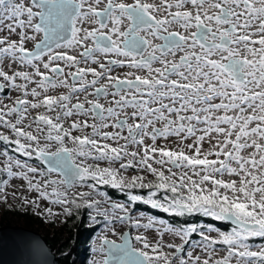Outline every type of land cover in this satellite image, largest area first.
I'll list each match as a JSON object with an SVG mask.
<instances>
[{
    "label": "snow or ice",
    "instance_id": "obj_1",
    "mask_svg": "<svg viewBox=\"0 0 264 264\" xmlns=\"http://www.w3.org/2000/svg\"><path fill=\"white\" fill-rule=\"evenodd\" d=\"M173 8L176 10L170 11ZM154 12L167 14L157 18ZM122 18L128 21L123 31L119 27ZM5 20L11 21L6 25L10 33L20 29L16 33L19 40L0 39V58L31 65L33 72L17 71L10 75L0 69V78L6 82L0 83V88L11 83L23 93V98L17 97L13 106L0 108V125L11 129L15 136L11 143L17 145V152L24 156L35 153L38 158L46 159L49 175L58 171L62 178L33 183L28 173L35 174L38 169L21 165L19 160L13 162L11 158L5 161L3 171L9 176L23 177L28 181L29 190L37 191L39 198L54 196L52 202L65 205V214H71L67 205H75L78 209L84 206L94 208L97 215L106 219L110 214L120 221L128 219L136 227L141 226L140 221L132 220L123 204L109 202L108 209H101L99 205L103 201L92 199L91 191L77 192L70 198L67 189L77 184L84 186L89 177L113 188L166 189L172 196H165L164 202L153 199L155 193L151 191L147 199L138 195L129 198L143 200L153 208L177 216L202 213L237 225L231 232H220L218 240L203 237L211 244L226 245L227 255L212 262L209 252V258L202 264H229L233 256L236 264H264V245L258 251H250L246 243L249 237H264V0H161L159 6L142 0L132 3L107 0L103 8L93 6L88 0H30L28 3L25 0H0V25ZM108 21H111L110 28ZM85 23L96 26H78ZM171 24L179 25L188 34L169 31L166 26ZM193 28L194 31L188 32ZM141 32L163 43L153 44ZM37 34H40L39 39ZM29 40L36 41L32 50L25 46ZM78 46L83 48L79 56L55 50ZM157 52H160L159 56ZM94 53H117L128 59L110 60L106 66ZM177 53H180L177 59L165 58L166 54L176 57ZM81 57L85 62L98 63L101 70L79 67ZM57 61H63L68 68L75 67V71L63 76L64 68ZM154 61L161 67L154 68ZM41 64L46 71H41ZM112 64H127L133 69L146 70L147 75L128 72L120 79L110 75ZM49 72L54 75L50 77ZM88 73L93 76L91 81L86 78ZM106 74L107 84L94 87L98 78H104ZM34 76L40 79L36 81ZM17 77L25 83L16 84ZM68 77H71V83ZM28 83L36 84L30 92ZM108 85L115 91L111 93L113 99L107 108L98 99L87 100L90 107L85 108L79 101L70 103L69 94H47L49 88L60 86L68 89L70 94L93 86L94 95L106 97ZM29 95L34 99L28 100ZM165 99L169 102L165 103ZM41 107L45 112L37 113L28 125H23L29 109ZM129 108L131 112H128ZM48 112H55V117L46 114ZM81 114L90 115L94 122L74 120L70 127L63 126L62 116ZM8 116H14L15 122L7 119ZM109 118L114 119L106 122ZM33 124L35 134L25 130ZM196 124L204 127L198 129ZM89 127L91 133L85 134L84 130ZM109 127L120 130H103ZM124 129L127 135H123ZM73 130L81 134L73 135ZM197 132L201 134L197 135ZM171 136L177 137L184 147L173 150L157 146L158 137L167 139ZM191 137H195L193 143L185 144ZM146 138L151 140L150 144L145 143ZM206 138L211 144L208 151L202 148ZM9 139L8 135L0 134V140ZM66 140L71 141L72 147L67 146ZM109 140L116 141L118 146L104 142ZM120 140L125 143L119 145ZM130 144L136 145L137 151L129 152ZM53 145H56L55 150H52ZM2 155L8 156L7 152ZM125 156L132 159L126 164L120 163V169L134 164L146 166L159 182L145 184L142 176L131 179L119 176V170L111 165ZM137 156L139 160H136ZM89 157L96 161L107 160L109 166L86 165ZM149 160L162 167L170 165L168 175L153 167ZM13 164L27 171L15 173ZM173 168L179 171H173ZM225 174L231 179H224ZM49 186L51 193L46 190ZM61 186L65 191L60 190ZM117 210L123 215L116 217ZM45 211L48 216L56 215L50 208ZM153 223L149 218L143 227L151 228ZM159 223L164 224L163 221ZM196 231L195 225L183 229L165 228V232L185 243L189 233ZM100 239L99 250L105 258L93 264H201L200 257L193 258L191 252L188 259L178 255L182 252V244L163 245L162 240L150 244L146 238L137 236L142 247H134L127 234L121 237L119 244L105 236ZM164 247L174 251L165 252Z\"/></svg>",
    "mask_w": 264,
    "mask_h": 264
},
{
    "label": "rangeland",
    "instance_id": "obj_2",
    "mask_svg": "<svg viewBox=\"0 0 264 264\" xmlns=\"http://www.w3.org/2000/svg\"><path fill=\"white\" fill-rule=\"evenodd\" d=\"M128 1H130V0H128ZM18 2H19V0H18ZM25 2L28 3V2H30V0H25ZM88 2L90 3V0H88ZM175 10L176 9H174V8L170 9V11H175ZM162 14L166 15L165 12H162ZM10 22L11 21L8 22L7 20H5L3 22V25H0V39L8 38L10 40H16L17 41V36H16L17 34L16 33H10L8 28L5 27ZM90 26H96V25L90 24ZM90 26H88V28H90ZM124 27H125V25H123V27L121 29H123ZM175 28H178V30H180L181 32H183V31L185 32V30L184 29L182 30L181 27H175ZM185 34H188V33H185ZM37 38H38V34H37ZM31 42H32V44L36 43V41H31ZM153 44H155V43H153ZM26 47L28 48V46H26ZM74 53L79 56V51H75V52L72 51L70 54L73 55ZM104 55L105 54H102V56H104ZM179 55H180V53H177V56L173 57L171 54H166L165 58L169 59V60H173V59H177ZM98 60L101 63H104L106 66L109 65V61L104 60L103 57L99 58ZM60 65H63L62 62L60 63ZM160 66L161 65L159 64V62H157V61L153 62L154 68L160 67ZM40 67H41L42 72L46 71L45 69H43L42 66H40ZM79 67H93V68H96L98 71L101 70L99 68L98 63H94L92 60H87V62H85V59L82 57L80 58ZM63 68H64L63 76H66L67 72H69V71H75V67L68 68L65 65H63ZM0 69L4 70L5 72H7L10 75L17 72V71H26L29 73L33 72L31 65H28V64L22 63V62L13 63L8 58H0ZM110 69H111L110 75H113V76L119 75V74H126L128 72H133L134 74L136 72L138 75H142V76L147 75L146 70L133 69V68H130L127 64H124V65L112 64V65H110ZM86 78H87V80L91 81L93 79V76L91 73H88L86 75ZM39 79H40V77L34 76V80L38 81ZM68 80L70 83L72 82L71 77H68ZM0 82L6 83L5 81H3V78H0ZM15 83L16 84H22V83H25V81H23L22 79L17 77ZM100 84H107V74L105 75L104 78H98L97 84L94 87H97V86L99 87ZM7 86H8V92L6 94H1V92H0V108L11 107V106H13V102L15 101V99L17 97L23 98V93L20 92L19 90L15 89V88H13L11 83H7ZM33 87H36L35 83H28L27 84V89L29 92L31 91V89ZM86 87H87V89H85L84 91L78 90L77 93L70 94V93H68V89L60 86V87H56V88H49L47 94L48 95H57V96L60 94H69L71 96L70 103H76L79 101L81 103H84V105H88L86 101L87 100H93V97H94L93 96V94H94L93 88L94 87L93 86H86ZM27 99L33 100L34 98L29 95V96H27ZM111 101H112V99L110 100L108 97L101 98L99 100V102H104V103H110ZM166 101L169 102L167 99H165L164 102H166ZM129 109H130V111H132L131 108H129ZM58 110L59 109H57V111ZM43 112H45V109L43 107H41L40 109H29V112L27 113L28 119H25L23 121V125H28L37 113H43ZM46 114H48L52 117H55L56 113L55 112H48ZM6 118L12 120V122H15L14 116H8ZM109 119H111V118H109ZM74 120H80V121L88 120L89 124L94 122L90 115L85 116V115L81 114L79 116L73 115L72 117H68V118H65L63 116L61 117V122H62L64 127H70L71 123ZM41 127H44V126L41 125ZM196 127L199 129V128H203L204 125L203 124H199V125L196 124ZM25 130L26 131H33L35 134V125L33 124L31 128L25 127ZM105 130L114 131V130H116V128L109 127ZM84 133L90 134L91 128L90 127L86 128L84 130ZM0 134L8 135L10 137L9 141L0 140V173H2V176H3L2 178L4 179L3 183L0 185V226H3V225L23 226V227H26L29 229H33L41 235H43L45 233H48L50 235H52L54 233L56 234V231L57 232L60 231L63 222L70 215V214H65L63 212V208L65 207V205L53 203L52 200L55 197L51 196V195L48 198H39V194L37 191H35V190L30 191L29 190L28 181H25L23 179V177L9 176V174L6 171H3L2 169L4 168L5 161L8 158H11V160L13 162L16 160H19L21 165L26 164L29 167H36L38 169V172L35 174L28 173L29 179H31L33 183H36L37 181H39L42 184L44 179L50 178V179L59 180L62 177L59 174L54 173V172H52L49 175L48 171L46 169H44L39 164V162L36 160V159H40V158H38L35 155V153H33V155H31V156H24L22 152H17L16 151L17 145L11 143V140L15 139V136L11 132V129L6 128L3 125H0ZM72 134L73 135H80L81 133L76 131V130H73ZM194 139H195V137L189 138L188 140L185 141V144L193 143ZM65 142H66L68 147H72L71 141L66 140ZM104 142L109 143L112 146H118L116 141L109 140V141H104ZM41 143H44L43 139H41ZM124 143L125 142L123 140L119 141V145H123ZM145 143L150 144L151 143L150 139L146 138ZM156 143H157V146L167 147V148H170L173 150H179L181 147H184V145L181 144L179 142V140L177 139V137H175V136H171L167 139L158 137ZM55 147H56V145H53L52 150H55ZM202 148L204 151H208L211 148V144L208 143L207 138L205 139L204 142H202ZM8 149L14 150L15 152L18 153V155H15L14 153L9 152ZM127 150L129 152L137 151V146L130 144V145H128ZM185 151H188L189 154H191V151L186 149V148H185ZM4 152H7V154H8L7 157L2 155V153H4ZM140 154L142 155V149H141ZM157 158H159L158 155H157ZM210 158H213V157H210ZM128 159H132V157L125 156L122 158L121 161L111 165L113 168L119 170V176H123L126 179H131L132 176H142L143 177V183L147 184L149 182H152L154 184V181L157 179V177L154 174H152L151 172L147 171L146 166L141 167L139 164H134V166H132V167L120 169L119 164L120 163L126 164ZM136 160H139V156L136 157ZM76 162L79 163L80 160L77 159ZM97 163H99L101 167L109 166V162L107 160L96 161L93 157H89L85 161L86 165L90 164V165L95 166V164H97ZM149 163H151L153 165V167H155L161 171H164L165 175H168L167 168L171 167L170 165H165L162 167L161 165L156 164L154 160H149ZM12 171L15 173H19L21 171L26 172L27 169L17 167V166H15V164H13ZM173 171L178 172L179 170L173 168ZM41 173H43V175H41ZM189 174H191V173H189ZM223 178L224 179H231V177H229L227 174H225ZM88 179H91V178L90 177L87 178L86 181ZM86 181L84 182V186L77 184V185L73 186L72 188L67 189L69 197L71 198L73 196V194L77 193V192L91 191L93 193V196L91 197L92 199L103 201V203H101L99 205V207L101 209H108L110 207L109 202L123 204L128 209V215L132 218V220L138 219L140 221L141 226H139V227L133 226L128 219H125L124 221H120L119 219L113 218L111 216V214H110L109 218L106 219L102 215H97V212L94 208H87V211H86L87 225L96 226V228H95L94 233L91 234L89 242L87 244H85L86 254L84 256V260H83L84 262L80 263V260L83 257V256L81 257V255H80L77 258V261H78L77 264H93L94 261L102 262L105 254L99 250L100 244H101L100 238L102 236H105L109 240L120 241L121 233L126 229H130V232L132 235V244L134 247H142V244L136 240L137 236H141V237L146 238L147 242H149L150 244L155 243V242L160 241V240L163 241V245H167L169 243L182 244L183 245L182 252L178 253V255L183 256L185 259H188L189 258L188 253L191 252L193 258L196 256L200 257L201 264H202L204 259L209 258V256H208L209 252L212 253V255H211V261L212 262H214L217 259H222L225 255H227V246L226 245H224L223 243H219V242H217L215 244L210 243V240H212V239L218 240L219 233L222 232L221 230H218L214 225H209L208 230H206V231H201L199 229H197V231H196L197 234H200L203 237L208 236L210 238L209 241H204V239L194 241L191 238V234L195 233V232H193V233H189V235L186 238L187 242L185 243L179 237H175L172 233L165 232V228L183 229V228L188 227L189 225H182L180 227L172 226V225L168 224V222L164 221L163 219H160V218H157L154 216H150L148 213L142 212L140 210L133 211L131 209L130 203L124 202V201H119V200H110L108 197H105L101 191L96 190L94 184L86 183ZM157 181H158V179H157ZM88 185H91L93 187L89 188ZM108 185H110V184H108ZM123 188H126L127 190L133 189V188H127V187H122L121 189H123ZM135 188H139V187H135ZM46 190L49 193H51V186H49ZM60 190L65 191V188L63 186H61ZM150 191L155 193L153 199L164 202V198L161 199L159 197H156V194L158 191L156 188H151V190H149L148 193ZM132 195H134V194H130L129 196H132ZM164 196H168V195L165 194ZM147 197H148V194L146 196H144L143 198L147 199ZM25 200L29 201V203L25 204L24 203ZM32 201H36V203L33 204ZM142 202H143V200H142ZM67 207L71 208V212H74L76 210L75 205H67ZM48 208L52 209V212L55 213L56 215L48 216L47 212L45 211ZM37 213H40V214L38 215ZM121 215H123V213L121 211L117 210L115 213V216L119 217ZM26 217H28L29 220ZM149 218L153 219V221H154L153 226L151 228L143 227L144 224L148 223ZM32 220H33V222H32ZM100 221H102V222H100ZM160 221H163L164 224L161 225L159 223ZM190 225H195L197 227L196 224H190ZM201 225H203V224L199 223L198 227ZM231 231H232V229L230 228L226 232H231ZM260 238L261 237H249L246 240V243L249 245L250 251H258L260 246L264 245V240L257 241V239H260ZM163 250L165 252H168V253L174 251V249H169L167 247H164ZM229 264H236L235 256H233L230 259ZM257 264H259V262H257Z\"/></svg>",
    "mask_w": 264,
    "mask_h": 264
},
{
    "label": "trees",
    "instance_id": "obj_3",
    "mask_svg": "<svg viewBox=\"0 0 264 264\" xmlns=\"http://www.w3.org/2000/svg\"><path fill=\"white\" fill-rule=\"evenodd\" d=\"M9 152L18 155V153L15 152L14 150L10 149ZM2 177H3L2 173H0V185L4 181ZM86 183L94 184L96 190L101 191L103 195L105 197H108L110 200H119V201L128 202L131 204V209L133 211L140 210L142 212L148 213L150 216L163 219L172 226L180 227L182 225L196 224L197 229L201 231H206L208 230L209 225H215V224L217 225V222L214 219H212L211 216H205L202 213H200L202 215L201 217L197 219H190L188 214H185L183 216H177L174 213H166L159 208L157 209L153 208L150 204H145L144 202H142V200L140 201L130 200L129 198L130 194L139 195L141 197L146 196L148 194V191L151 190L149 188H133L132 190H127L126 188L123 189L113 188L108 184L97 183L96 180H93L92 178L88 179ZM155 183H158L157 179L154 181V184ZM157 190L158 191L156 197L162 199L165 197L164 196L165 194H167L169 198L172 196V193L166 189H157ZM86 211H87V207L84 206L80 207L79 209L76 208V210L74 212H71V214L63 222L59 232L56 231V234L54 233L52 235L48 233H45L43 235L40 234L44 238L48 246L52 249V251L57 255L58 261L61 264H77L78 262L77 258L80 255L81 257L83 256L80 260V263L84 262L83 260L86 254L85 244L89 242L90 236L91 234L94 233L96 228V226L87 225ZM199 223H202L203 225L198 227ZM217 226L221 227L220 225ZM219 230H221L222 232L227 231L223 227ZM191 238L194 241L202 240L203 236L195 232L191 234ZM261 240H264V237L257 239V241H261Z\"/></svg>",
    "mask_w": 264,
    "mask_h": 264
},
{
    "label": "water",
    "instance_id": "obj_4",
    "mask_svg": "<svg viewBox=\"0 0 264 264\" xmlns=\"http://www.w3.org/2000/svg\"><path fill=\"white\" fill-rule=\"evenodd\" d=\"M35 44L33 45L34 48ZM32 48V49H33ZM30 49V50H32ZM1 83V82H0ZM3 88H0V92ZM42 165L48 170L47 160L40 157ZM61 176V173L55 171ZM187 214V213H186ZM190 215V214H188ZM237 227L232 221L224 220ZM127 234L132 244V235L129 229L121 233V237ZM114 241V240H111ZM117 244L120 241H115ZM133 245V244H132ZM101 246V244H100ZM105 258V255L103 259ZM0 264H61L57 255L48 246L44 238L35 230L23 226H0Z\"/></svg>",
    "mask_w": 264,
    "mask_h": 264
},
{
    "label": "flooded vegetation",
    "instance_id": "obj_5",
    "mask_svg": "<svg viewBox=\"0 0 264 264\" xmlns=\"http://www.w3.org/2000/svg\"><path fill=\"white\" fill-rule=\"evenodd\" d=\"M125 3H132L133 2V0H130V1H124ZM142 2H147V3H152V4H156V5H161V0H142ZM154 14L157 16V18H161V16H164L163 14H162V12H154ZM167 14V13H166ZM166 27H168V30L169 31H178V32H181L180 30H178V28H175V27H180L179 25H176V24H171V25H167ZM182 30H183V28H182ZM191 30L192 31H194L195 29L193 28V29H189L188 30V32H191ZM181 33H185L184 31L183 32H181ZM147 34V33H146ZM166 34V33H165ZM147 38L148 39H150L151 41H152V43H155V44H162L163 43V41L162 40H160V39H158V38H156V37H152V36H149L148 34H147ZM156 41V42H155ZM33 48V46H31L30 48H28L29 50L30 49H32ZM149 50H151V49H149ZM83 51V50H82ZM81 51V52H82ZM102 54V53H101ZM157 55L159 56L160 55V52H158L157 53ZM103 57V56H102ZM43 59H46V56L45 57H43ZM137 59H139V57L137 58ZM104 60H108V61H110V60H113L112 58L109 60V58L108 59H104ZM62 62V64L64 65V62L63 61H57L56 63H61ZM156 62V61H155ZM63 65H60L62 68H63ZM41 66H42V64H41ZM112 67V66H111ZM161 67V66H160ZM135 74H136V72H135ZM137 75V74H136ZM49 76L50 77H52L53 76V74L51 73H49ZM113 76V75H112ZM116 77H119L120 79H124L125 78V76H126V74H119V75H115ZM128 78H133V77H128ZM2 83V82H1ZM101 85V84H100ZM99 85V86H100ZM98 87V86H97ZM85 89H87V87L85 88ZM107 90H108V92H109V95L108 96H106V97H108L110 100L111 99H113V97H112V95H111V93L113 92V91H115V89L112 87V85H108L107 86ZM8 92V86H6V87H4L3 88V91L1 92V94H6ZM77 93V92H76ZM93 93H94V88H93ZM93 100H96V99H98V100H100L101 98H105V96L104 95H101V96H99V97H97L96 95H94L93 94ZM101 104H103L104 105V107L105 108H107L109 105H110V103H104V102H100ZM165 103H168L167 101L165 102ZM152 106H155V105H152ZM88 107H90L89 105H85V108H88ZM128 112H131L130 111V109H128ZM190 114V113H189ZM114 118H111V119H109V121H107V122H110V121H112ZM121 119H123V114H121ZM129 122L131 123L132 121H130L129 120ZM199 125V124H198ZM158 126H160V125H158ZM104 131H108V130H105V129H103ZM120 129H117L116 128V130H114V131H112V132H116V131H119ZM201 133L199 132H197V135H200ZM123 135H127V130L126 129H124V131H123ZM151 141V140H150ZM125 142V141H124ZM214 158V157H213ZM38 162H39V164L45 169V167L42 165V160H41V158L40 159H36ZM48 171V170H47ZM157 209V208H156ZM196 213H194V214H190V215H188L189 217H190V219H197V218H199V217H201L202 215L200 214V213H198V214H196ZM212 219H214L216 222H217V225H220L221 227H218L216 224L214 225L218 230L219 229H221L222 227L224 228V229H226L227 231L231 228V229H233V228H236L235 226H233L232 224H230V223H228V222H226V221H224V220H216L214 217H211ZM161 219V218H160Z\"/></svg>",
    "mask_w": 264,
    "mask_h": 264
},
{
    "label": "built area",
    "instance_id": "obj_6",
    "mask_svg": "<svg viewBox=\"0 0 264 264\" xmlns=\"http://www.w3.org/2000/svg\"><path fill=\"white\" fill-rule=\"evenodd\" d=\"M107 0H100V3L99 4H97L96 3V0H90V3L93 5V6H96V7H99V8H103V5L105 4V2H106ZM124 1H128V0H123V2ZM115 2H121V0H115ZM25 19H26V17H24ZM122 23L120 24V30L121 31H123V30H125L126 28H127V23H128V21H127V19L126 18H122ZM9 22V21H8ZM11 23V22H10ZM123 25H125V27L123 28V29H121L122 27H123ZM78 26H82V27H88V26H90V24H88V23H85V24H83V25H78ZM112 25H111V21H108V27L110 28ZM6 27V26H5ZM91 27H94V26H90V28ZM26 31H28L30 34L32 33V30L31 29H27ZM104 31H107V29H104ZM20 32V29L19 28H17L16 29V33H19ZM141 35H143V36H146L147 37V34L145 33V32H141ZM17 36V41L19 40V37H18V35H16ZM39 36H40V34H38V38L37 39H39ZM113 38H115V35L113 34ZM88 43H91V41H89ZM34 44V43H33ZM33 44H32V42H31V40H29V41H26V43H25V46H28V48H30L31 46H33ZM56 51H66V52H68L69 54L72 52V51H79V53L83 50V48H82V46H78V47H76V48H60V49H55ZM73 55H76L75 53L73 54ZM94 55L97 57V59H99V58H101L102 57V54L101 53H94ZM78 56V55H77ZM103 58L104 59H108L109 58V60L112 58L113 60H125V59H128V58H126V57H123V56H120L119 54H117V53H108L107 55L105 54L104 56H103ZM138 58V57H137ZM137 74V73H136ZM138 75V74H137Z\"/></svg>",
    "mask_w": 264,
    "mask_h": 264
}]
</instances>
